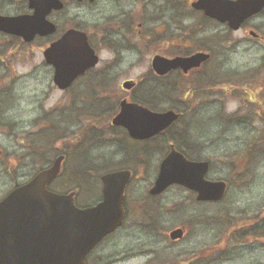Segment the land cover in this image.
Here are the masks:
<instances>
[{
	"label": "rangeland",
	"instance_id": "rangeland-1",
	"mask_svg": "<svg viewBox=\"0 0 264 264\" xmlns=\"http://www.w3.org/2000/svg\"><path fill=\"white\" fill-rule=\"evenodd\" d=\"M189 3L124 2L125 7L132 8L134 19H144L150 39L137 43V49L122 50L115 63L111 62L115 56L112 49H101L95 70L111 68L106 72L108 80L87 77L62 93L52 81L42 49L16 50L8 62V74L15 80L11 83L5 78V89L14 90L19 97L5 98L8 104L0 112V199L36 169L47 166L55 155L52 151L64 146L68 152L64 173L51 187L64 192L78 188L77 204L88 205L99 199L101 173L128 166L135 176L125 191L126 204L162 205L157 221L147 216L144 224H138L129 218L97 248L101 260L108 264H264V12L236 30L216 21L201 27ZM115 9L118 6L105 1L101 12H83L84 24L95 33L96 43L101 26H108L107 16ZM249 29L263 38L251 36ZM183 37L188 46L177 42ZM166 41L171 50L206 47L211 51L200 75L192 77L200 87L194 94L183 97L193 81L176 74L164 80L159 89L153 82L142 87H149L151 95H156L157 109L183 106V115L172 131L186 128L189 140L182 143L193 140L201 144V155L210 161L206 177L227 182L226 192L218 201L198 202L188 189L176 184L155 199L148 198L147 189L156 175L162 150L157 141L150 143V151L141 162L132 155L141 143L124 138L121 128L110 125L112 110L128 93L121 82L143 80L141 76L150 71L152 52ZM168 81L175 84L171 86ZM167 86L174 90L170 97L163 95ZM70 100H77L80 112L64 110V125L56 123V132L53 127L48 129L45 117L49 110L63 101L64 106L69 105ZM86 108L95 111H84ZM34 132L50 137L49 144L42 136L35 137L40 147L44 148V143L49 147L37 157L31 156ZM62 132L64 138L58 137ZM83 170L88 172L85 177ZM181 225L186 227L183 238L170 240L167 232ZM245 230H255V237L240 238Z\"/></svg>",
	"mask_w": 264,
	"mask_h": 264
},
{
	"label": "water",
	"instance_id": "water-1",
	"mask_svg": "<svg viewBox=\"0 0 264 264\" xmlns=\"http://www.w3.org/2000/svg\"><path fill=\"white\" fill-rule=\"evenodd\" d=\"M191 6L205 16L226 23L236 30L250 16L264 8V0H193ZM45 8H60L59 0H33L31 16L0 15V30L31 39L35 33L45 34L54 24L42 21ZM249 33L256 36L253 30ZM48 64L54 67L53 82L66 88L84 71L94 66L98 56L88 44L83 31L68 29L43 50ZM209 57L208 52L171 58L155 54L152 69L160 74L180 68L184 72L199 66ZM133 81L122 83L129 89ZM119 111L112 117L114 125L125 127L133 138H148L172 124L179 113L172 109L151 110L147 106L123 98ZM64 155H57L52 163L39 170L28 181L12 188L0 200V264H84L86 254L122 222L125 188L131 176L129 169L105 172L101 199L91 206L74 203L75 190L59 193L47 185L61 173ZM208 160L188 159L173 145L161 159L157 175L149 193L156 195L170 184H179L196 192L197 200H220L226 190L222 179L205 178ZM184 227L169 231L171 239L181 238Z\"/></svg>",
	"mask_w": 264,
	"mask_h": 264
},
{
	"label": "flooded vegetation",
	"instance_id": "flooded-vegetation-1",
	"mask_svg": "<svg viewBox=\"0 0 264 264\" xmlns=\"http://www.w3.org/2000/svg\"><path fill=\"white\" fill-rule=\"evenodd\" d=\"M59 1L61 2L60 8H45L42 6H40V8H39V10L44 9V16H43L42 21L47 23V24H49V22L54 24L55 29L52 32H46L45 34L35 33L31 39H25L22 35L9 33V32H5V31L0 30V112H3L4 108L6 107V104H8V102L5 100V98L15 99V98L19 97L18 95H15L16 92L14 90L5 89V84H4L5 78L9 79V82H11V83L14 82V80H15V79H13L14 77L10 78L11 76L8 74V62L10 60V57L12 55H15V53H17L16 50L32 51L33 49L39 48V49H42V55H43V50L47 46H49L53 41L57 40L62 34H64V32H66L68 29H75V30L83 31L86 34L88 44L94 50L95 54L98 56V62L100 60V51H101V49L105 48V49H112V51L115 53L114 58L111 60V62L115 63V62H117L118 57L120 56L122 50L137 49V43H139L143 40L150 39L149 34L145 32L146 28L143 25L144 19L143 18H135L134 19V17L132 16V12H133L132 8H130L129 6L128 7L124 6V2H126L127 0H59ZM105 1H109L111 3H114L116 6H118V9H115L114 13L111 14L110 16H107L106 14L101 15V17H103V16L108 17L109 24H108V26L104 25V24L101 26L100 32L97 36L100 38L99 43H96L95 33H93V31H91L90 28H87L86 25L84 24L83 12H89L91 10L92 11L96 10L97 12H101L100 7L102 4H105ZM189 1L191 2L192 0H189ZM34 11H35V8L33 7V0H0V15H3V16H22V15L31 16L34 13ZM192 12L199 16V19H200L199 22L201 24V27H205V25L208 24L207 22L213 23V21H216V20H213L211 18H207L206 16H204L203 11H201V10L192 9ZM103 21H105V19ZM257 38H261V36L259 35ZM176 40L179 43H183L184 46H188L187 40L185 39V37H183L182 41H179L178 39H176ZM168 42L169 41L164 42L161 47L156 48L152 52V54L150 56V71L148 73H146L147 75L145 74L144 76H141L142 78H144L143 80H139L140 78L139 79L128 78V79L123 80V81L131 80V81H133V85L129 89H124L121 85V88L126 90L128 93H127V95H125L119 99L116 107H114V110H112L113 115H115L118 112L119 102L123 98H126L128 101L134 102V99H133L134 96L143 95L145 97L150 96V98L154 101V98L156 95H151L152 91H150L149 87H142V85L145 84L146 82H153L155 85L158 84V89H159V88H161L159 85H162L164 80H167L170 76L175 75V74L179 75V76H186V77H191V78L195 77L196 75L199 76L200 75L199 73H201L200 71H202V69H203V65L205 63H207V61L211 58V51L209 49H207L206 47H195L190 51H179L176 49L177 50L176 51V50H171V48L169 46L170 44ZM171 42H173V41H171ZM171 45H173V44H171ZM182 48H184V47H182ZM179 49H181L180 45H179ZM10 50H13V51L10 52ZM196 51L208 52L210 54V57L207 60H205L204 62H202L199 66L190 68L186 72H184L180 68H175V69L169 70L166 74L160 75V74L156 73L151 68L152 57L155 54H159V55L165 56L167 58H171V57H174L176 55L187 56V55H190ZM7 56L9 59L7 58ZM43 60H44V58H43ZM44 63L47 66H49L50 72H51L50 75H51L52 80H53V71H54L53 66L46 63L45 60H44ZM97 63L94 66L87 68L83 74L77 76L71 82V84L69 86H67L65 89L64 88L61 89L62 93H64V91L68 92L70 89L73 88V86L77 83V81H80V80L87 78V77L89 79L92 78V79H97V80H103V79L108 80V73H106V72L111 71V68L108 67V69H106L104 71H97V70H95ZM113 63H110V65H108V66H112ZM193 79L194 78H192V81H193ZM168 82L170 83V81H168ZM196 82H199V80ZM169 85H171V84H169ZM143 88L148 90V92L146 94H144V91L142 92ZM198 88H200V87L197 83H195V80H194L191 83V87L188 89L189 95L194 94L195 90ZM172 91L174 92V90H168V89H167V91L164 90L165 93L163 95L164 96L165 95L170 96V94H171L170 92H172ZM162 92L158 91L157 93L162 94ZM146 95H148V96H146ZM94 97L97 100L99 99V101H101V104H102L103 101L101 100V98L99 96L94 94ZM158 97H159V95H158ZM76 102H77V100H70L68 103L69 105L64 106V101H63V102H61V106H57V108L53 107V109H50L49 110L50 113L45 117L46 123L49 124L48 129H51V131H52V127H53V131L56 132V129H57V127L55 126L56 123L61 122L64 125V110H67L66 113H68L69 110L75 111L76 109H77V112H75V113L80 112L78 109V106L76 105ZM104 102L106 103L107 101L104 100ZM105 103L103 105H105ZM144 105H146V104H144ZM146 106H148V105H146ZM149 108L153 109L152 107H149ZM154 109L156 110L157 108H154ZM84 111L89 112V111H95V110H90L89 108H86ZM180 116H182L181 111H180ZM112 117L113 116H111V118ZM52 124H54V126H52ZM110 125L112 127L121 128L123 130V133H124V135H123L124 138H128L129 140H132L135 143L136 142L141 143L140 149L136 150V152L132 154L133 156H136L135 158H140L141 162L144 158V155L150 151V147H151L150 143H152L154 141H157L156 145L158 147H160V149L162 150V153H163L162 158L169 152L171 145H173V147L176 150L182 152L188 159L208 160V159H206V157L201 155L202 154L201 150H200L201 144L199 145L198 143L193 142V140H190V142L186 143V144L182 143L184 140H189L188 139L189 137L185 133L186 138L181 139L180 138V136H181L180 130H175L173 132L172 130L174 128L173 129H171V128L175 124H172L171 126L159 131L158 133H156V134H154L148 138H133V137H131L128 134V131L125 127H123L121 125L112 124L111 119H110ZM63 128H64V126H63ZM184 130H186V132H187L186 128H184ZM171 133H175L178 137H175V135L171 134ZM36 136H42V135H40V134L38 135V134H36V132L32 133V139H33V147L31 150V156L33 155L32 157H37V155L39 153H42V151L43 152L49 151L48 146L46 147V145H44V148H42L36 143V141H35ZM60 136L64 138V132H62V134H60ZM63 142H64V140H63ZM180 146L182 148H180ZM55 149H56L55 151H52V154L53 155L55 154L54 156L63 154L64 158L66 159L68 152L64 151V146L61 148H55ZM126 150L129 151L127 148H126ZM53 159H54V157H53ZM208 162H209V168H210V161L208 160ZM42 168H40V169H42ZM209 168H208V170H209ZM40 169H36L35 172H33V174L31 176L33 177ZM118 169H129L131 172L130 180L126 186V189H127V187L132 182V179L135 176V171L128 166H125V167L121 166V167H118L115 169L107 170L105 172L118 170ZM157 171H158V169H157ZM105 172H103V173H105ZM63 173H64V159H63L62 169H61L60 175L55 177L53 180H51V182L47 185V188L50 190L56 191V192H64V191L55 190L51 187V185L54 184L57 181V179H59L63 175ZM103 173H101L99 175V178ZM87 174H88V172L83 170L84 177ZM156 174H157V172H156ZM155 177H156V175H155ZM155 177H154V179H155ZM205 178L211 179V178H208L206 176H205ZM154 179L147 189V193H148L147 197L150 199H155L156 197L161 195L169 187L168 186L160 194H157V195L150 194L149 188L152 186ZM17 184H19V183H17ZM101 188H102V183H101ZM101 188H100V197L98 200H100L102 197ZM126 189H125V191H126ZM72 190L76 191V193L74 195L75 205L81 206V204L79 205L76 202L77 195L80 192L79 189L73 188ZM189 191H190V194L193 195L195 200H196V192L193 190H189ZM125 195H126V193H125ZM98 200L96 202H98ZM196 201L205 203V202H209L210 200H206V201L196 200ZM94 204H95V202L92 204H88V205H94ZM82 206H85V205H82ZM161 207H162V205H127L125 202V197H124V201H123L124 215H123L122 222H121L120 226L117 227L116 229H114L109 234L105 235L86 254L84 264H108V262H106V261L103 262L104 260L103 261L101 260L103 256L101 254L97 253V248L105 240H107L113 233H115L119 228L124 227L125 222L129 218L136 220L134 223L138 222V224H144L147 216H148V219L150 221H153L154 219L157 221L158 220V214H160L159 212L161 210ZM137 216H139L138 219L135 218ZM182 226H184V225H182ZM185 231H186V227L184 226V234H185ZM168 232H167V235H168ZM177 240L178 239H175L172 241H177Z\"/></svg>",
	"mask_w": 264,
	"mask_h": 264
},
{
	"label": "trees",
	"instance_id": "trees-1",
	"mask_svg": "<svg viewBox=\"0 0 264 264\" xmlns=\"http://www.w3.org/2000/svg\"><path fill=\"white\" fill-rule=\"evenodd\" d=\"M264 11H262V13H263ZM172 85H174V83H172ZM191 86H187V94H183V97H186V96H188V94H189V92H188V89L190 88ZM173 89V87L171 88V90ZM165 91H167V87L164 89ZM166 97H170V96H166ZM133 99L135 100V101H139V102H141V103H144V104H146V105H148L149 107H152V108H157V105H156V103L150 98V96L149 97H145V96H143V95H138V96H134L133 97ZM171 107H173V108H176V109H178V110H182V112H183V106H177V105H173V106H171ZM85 113V112H84ZM89 115H90V113H88ZM78 115V114H77ZM174 128V126L171 128V129H173ZM181 136H180V138L182 139H184V138H186V136H185V133H186V135L187 136H189V134L186 132V130H184V128H182L181 130ZM42 137L44 138V140H45V142H48V144H49V141H50V137L48 136V137H46L45 135L43 136L42 135ZM58 137H61L60 135L58 136ZM176 137V136H175ZM44 145H46L45 143H44ZM180 148H182L181 146H180ZM256 233H255V230H254V232H251V233H249V231L248 230H245V231H243V232H241V236H239L240 238H242V239H245L244 237H246V236H248V235H252L253 237H255L254 235H255ZM263 238V237H262Z\"/></svg>",
	"mask_w": 264,
	"mask_h": 264
}]
</instances>
